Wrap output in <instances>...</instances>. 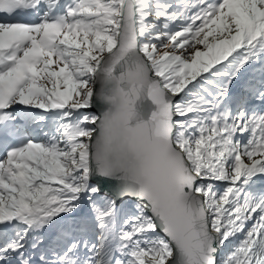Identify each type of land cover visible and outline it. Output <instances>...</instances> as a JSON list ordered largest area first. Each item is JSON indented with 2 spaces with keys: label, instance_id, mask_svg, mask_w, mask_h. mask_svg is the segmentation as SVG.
Returning a JSON list of instances; mask_svg holds the SVG:
<instances>
[{
  "label": "snow or ice",
  "instance_id": "6c2138e0",
  "mask_svg": "<svg viewBox=\"0 0 264 264\" xmlns=\"http://www.w3.org/2000/svg\"><path fill=\"white\" fill-rule=\"evenodd\" d=\"M0 264H264V0H0Z\"/></svg>",
  "mask_w": 264,
  "mask_h": 264
}]
</instances>
